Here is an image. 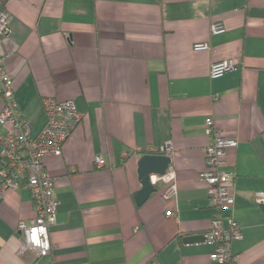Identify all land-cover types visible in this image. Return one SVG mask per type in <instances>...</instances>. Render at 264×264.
Here are the masks:
<instances>
[{
    "label": "crops",
    "instance_id": "crops-1",
    "mask_svg": "<svg viewBox=\"0 0 264 264\" xmlns=\"http://www.w3.org/2000/svg\"><path fill=\"white\" fill-rule=\"evenodd\" d=\"M3 8L0 57L32 134L44 97L73 99L83 119L61 155L44 160L57 201L51 252L19 253L17 225L34 215L19 178L0 197V264H212L213 245L183 241L204 236L216 212L199 177L209 119L237 141L222 166L234 195L223 214L241 231L230 251L236 264H264V212L253 200L264 191V0H0ZM217 23L224 30L212 33ZM222 61L236 68L211 77ZM165 143L176 193L163 201L160 182L138 206V160Z\"/></svg>",
    "mask_w": 264,
    "mask_h": 264
},
{
    "label": "built area",
    "instance_id": "built-area-1",
    "mask_svg": "<svg viewBox=\"0 0 264 264\" xmlns=\"http://www.w3.org/2000/svg\"><path fill=\"white\" fill-rule=\"evenodd\" d=\"M10 13L0 9V39L9 34ZM219 23L211 28L212 33L222 32ZM236 68L230 61L213 63L209 73L218 77ZM13 81L4 66V58L0 57V197L7 190L18 186L19 178L25 179L30 190L34 207L32 219L25 223L20 221L17 230L21 244L19 253L33 251L38 256L51 252L49 227L55 223L57 201L54 197V179L46 169L44 160L48 156H60L63 144L69 138L74 128L83 119L73 99H57L44 97V124L39 133L32 134L31 126L19 110ZM209 143L205 149V169L199 177L207 185V197L210 205L216 209L210 221V229L204 235L203 241L214 246L211 254L212 264H236V257L231 253V242L241 238L239 223L223 211L233 207L234 195L230 189L232 175L222 169L226 149L236 147L237 141L227 139L222 131L209 119L206 127ZM172 147L165 143L158 153L168 155ZM97 168L103 167L104 160L97 157ZM151 184L156 186L162 182L165 187L161 199L165 201L176 193V177L168 167L164 175H150ZM254 202L260 205L264 212V191L254 193ZM168 216L172 215L167 211Z\"/></svg>",
    "mask_w": 264,
    "mask_h": 264
},
{
    "label": "water",
    "instance_id": "water-1",
    "mask_svg": "<svg viewBox=\"0 0 264 264\" xmlns=\"http://www.w3.org/2000/svg\"><path fill=\"white\" fill-rule=\"evenodd\" d=\"M168 155L144 154L138 160L137 175L140 189L135 194V202L138 206L147 201L149 196L156 191V186L151 184L150 175H164L170 165ZM203 235H187L183 241L193 243L203 241Z\"/></svg>",
    "mask_w": 264,
    "mask_h": 264
}]
</instances>
